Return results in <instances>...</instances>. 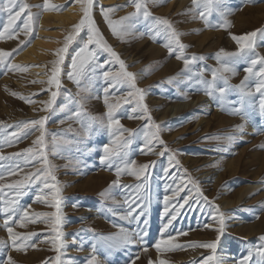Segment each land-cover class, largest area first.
<instances>
[{"label": "rangeland", "instance_id": "374dc122", "mask_svg": "<svg viewBox=\"0 0 264 264\" xmlns=\"http://www.w3.org/2000/svg\"><path fill=\"white\" fill-rule=\"evenodd\" d=\"M72 1L50 0L61 7L46 11L37 7L42 6L43 0H17L13 5L16 11L22 4L29 6L22 17L29 11L35 16L32 33L26 38L18 29V39H0V49H17L8 63L25 69L0 66V185L28 180L19 197L14 189H0V264H7L8 257L15 264H55L57 253L51 243L55 236L51 230L52 218L33 214L51 213L56 209L47 202L50 201V190L44 187V181L28 177L44 165L38 152L36 159L23 152L29 147L39 148L32 143L40 135L39 128L26 129V134L19 137L12 136L22 128L21 122L42 116L47 118L45 155L54 166L61 189L62 264H87L92 255L96 256L98 264H158L160 259L167 264H199L209 255H215L220 264H239L250 253L249 264H259L256 250L264 248L261 239L264 237V147H261L264 145V113L260 109L264 96L255 92L257 78L250 77L246 88L251 89L252 96L241 105L240 93L235 86L247 75L245 68L252 59L264 58V0H221L219 7L208 13L207 23L199 18L200 11H204L202 7L193 11L192 0H147L150 16L145 17L143 10L129 16L123 22L126 26L123 39L113 35L102 10L111 9L108 15L115 21L133 13V3L130 0H93L91 15L95 25L107 44L125 62L127 70L136 74V86L145 90L142 103L147 105L152 121L161 126L159 138L163 142H153L152 150L148 151L145 142L148 121L138 118L144 115L143 110L138 106V100L128 95L134 89L127 83L109 89V102L120 103L115 118L123 128L133 130L131 143L127 149H122L127 152L128 163L134 160L137 167L149 164L146 174L139 179L129 174L130 170L122 171L119 183L111 187V182L117 179L116 170L124 168L125 159L114 156L101 162L100 157L104 155L105 145L114 147L112 142L116 137L127 139L129 134L101 126V122L107 123L103 101L104 89L108 87L102 72L118 71L119 65L111 62L103 69L97 67L95 73L89 71L81 78L79 86L69 78L72 56L87 42L88 31L84 27L69 45L60 66L61 87L57 89L48 84L53 67L51 61L57 58L54 52L63 46L65 37L79 22L82 12L75 22L42 23L41 18L45 13L64 12ZM4 2L6 0H0V29L8 16L2 9ZM156 17L167 18L181 33V42L188 46L184 50L186 57L190 58L192 54L204 57L193 62L190 71L177 75L184 68L183 61L175 54L169 55L164 47L166 36L162 32L163 26L157 34ZM226 22L228 26L221 27ZM17 24L22 28L23 19ZM59 29H63L62 34ZM252 32H256L250 38L254 47L245 50L246 58H220L235 69L234 74H225L232 87L223 98L218 91L212 97L206 95V86L199 83V74L210 80L211 70L220 67L216 54L221 49L226 53L237 52L239 45L232 37ZM42 33L46 35L42 37ZM40 39L41 48L31 49L34 41ZM20 40H25V44L20 45ZM37 48L45 53L41 54ZM93 48L96 49V65L111 61L108 53L95 45L89 46V50ZM261 66L264 65L257 64L254 70L259 71ZM37 67L39 73L32 72ZM169 78L173 79L170 81ZM217 86L223 87V81H217ZM53 91L57 95L52 105L44 110L42 102L48 101ZM21 96L32 102H26ZM82 97L86 99L81 107L77 101ZM125 100L129 102L124 103ZM207 101L210 104L206 108ZM173 104H179V110L177 107L170 109ZM237 108L240 109L238 114ZM77 111L81 112L78 117L75 116ZM161 152L164 154L160 155ZM17 153L19 155H15ZM227 160L232 161V165H225ZM47 182L52 183L51 180ZM138 184L143 185L139 190ZM178 185L184 190L173 197V189ZM197 187L202 195L197 194ZM105 189L107 196H101ZM165 196L171 201L167 213ZM185 197L188 203H185ZM12 200H16L15 205L5 203ZM5 207H9V212L3 210ZM175 208L180 210L172 219L169 213ZM132 209H135L132 216L122 218ZM25 210L28 215L21 221ZM221 214L224 230L218 233ZM6 220L7 227L14 232L32 234L26 241L19 240L25 246L24 250L17 251L13 247ZM165 224H168L166 229ZM121 228L131 234L130 243L109 246L99 239L101 235L108 236ZM218 234L220 239L215 253L208 248L189 246L216 241ZM169 236L181 247L165 251L162 245V250L157 252V241L167 240ZM195 250L202 251L200 256L192 255Z\"/></svg>", "mask_w": 264, "mask_h": 264}, {"label": "snow or ice", "instance_id": "6c2138e0", "mask_svg": "<svg viewBox=\"0 0 264 264\" xmlns=\"http://www.w3.org/2000/svg\"><path fill=\"white\" fill-rule=\"evenodd\" d=\"M78 3L81 5V12L82 16L78 23L73 25V30L65 37L64 44L62 47L57 49L54 52V55L57 57L55 60L51 61L53 67L51 70V76L48 78V84L49 85H55L57 89L61 87V82L59 79V75L61 72V64L64 61L65 54L67 53L69 45L73 42V40L76 39L77 35L80 33L81 29L86 27L88 31V38L87 42L83 44V46L75 53V55L72 56V62H71V68L72 71L68 73L69 78L72 79L77 85L79 86L81 78L85 77L86 74L91 71L95 73L96 68L103 69L106 65H108L111 62H114L119 65L118 71H103L102 76L105 82L108 83V87L104 89V104L106 106V117H107V123L106 125L101 122V126L107 127L109 130L116 129V131L119 132H127L129 134V137L125 139L123 136L116 137L113 140L114 147H109L108 145L104 146V155L100 157L101 162L109 160L110 157L114 156H120L125 159L124 168H117L116 170V176L117 179L112 181L109 187L112 185H116L119 183V176L122 171L130 170L129 174L135 175L137 179H139L142 175H145V170L149 167V164L139 165L136 166V161H131L129 164L127 161V152L122 151V149H127L128 145L131 143V137L133 135V130L131 129H125L122 125H120V122L118 119H116V110L120 107V103H110L109 102V89L113 88L116 84H123L127 83L132 89H134V92H130L128 95L130 97H133L138 100V106L143 110L144 115L139 116V119L147 120L148 124L145 125L146 128L149 129V132L145 133V142L148 145V151L150 152L152 150L153 142L163 143L159 138V130L160 125L155 124L152 121L151 116L148 114L147 105L143 104V93L144 89L138 88L136 86L135 80H136V74L133 72H130L127 70V65L125 62L120 58L119 54L115 52L110 45L107 44V42L104 40L102 34L99 32V29L96 27L95 22L91 15L93 0H77ZM131 3L134 5L135 11L133 13H130L128 16L121 17L119 20H112L109 18L108 12L109 10H102V15L104 16V19L106 23L108 24L110 30L112 31L113 35L117 36L118 38L123 39L124 28L126 27L123 22L127 21L129 19V16H134L137 13H140L141 10H143V15L145 17H149L150 13L147 10V0H130ZM17 3V0H6V2L3 3L2 9L8 13L7 20L2 23V29H0V39L7 38V39H18V29L23 32L24 36L27 38L32 33V27L34 23L35 16L30 11L28 12L26 17H22V13L25 12L26 8L29 6L26 4H22L19 7V10L16 11L13 8V5ZM192 4L194 7L193 11L200 9L201 7L204 9V11H200L199 18L204 20L205 23L208 22V13L213 11L215 8H218L221 4V0H192ZM42 7L44 10H54L58 9L61 6L55 5L53 3H50V0H43ZM38 15V14H37ZM23 19V25L22 28L20 25L17 24L18 20ZM156 31L157 34H160V26H163L162 32L166 36V43L164 44V47L167 48L169 55H176V58L178 60L183 61L184 68L181 70V73H178L177 75H182L185 73V71H190V65L197 61V60H203V56H197L196 54H192L191 57H186L184 50L187 45L181 42L180 36L181 33H179L172 25V23L167 19L163 17H156ZM227 22L224 25H221V27H227ZM259 31V30H257ZM256 35V32L247 33L243 36H233L232 38L237 42L239 45V50L235 53H226L223 51V49L220 50L216 54L218 62H220V67L216 69L211 70V79L205 80L202 78L199 81L200 84L205 85L204 88L205 94L212 97L214 96V93L217 91L219 92V95L221 98H223L226 95V92L229 88L232 86L229 85L228 75H225L226 73L234 74L235 69L233 67H230L228 63H224L220 61L221 56H227V57H240V56H247V53L245 52L246 49H252L254 47L253 42L251 41V37H254ZM242 41H247V43H243ZM25 40H20V45H24ZM90 45H95L96 48L102 49L104 52L108 53L111 57L110 60H105L103 64L96 65V49L93 48L89 50ZM17 51V49H13L11 51L0 49V66H6L10 69H20L25 70L22 68L21 65L18 64H12L8 63L11 56ZM257 64L264 65V58L252 59L250 65L245 68V72L247 75L244 77V79L241 81L240 85L235 86L240 93V104L243 105L245 99L247 97L252 96L251 89L246 88V82L249 81L250 77H256L257 82L255 84V92L261 94V96H264V66H261L259 68V71H255L254 68ZM191 77H189L190 79ZM173 78H169L171 81ZM217 81H223L224 86L218 87ZM33 82H40V81H33ZM13 95H20L18 93H13ZM57 95V92L53 91L51 92V96L48 101L42 102L44 104V110H46L48 107H50L53 103V100L55 99ZM21 99H26L25 97L21 96ZM86 99L85 97L81 98V101H77L78 104L82 107V101ZM26 102L31 103V100H27ZM128 100H125L124 103H128ZM260 109L261 112L264 113V99L260 102ZM240 112V109H236V113L238 114ZM81 112L77 111L75 113V116H80ZM133 118V117H130ZM46 117H40L37 120H30L27 122H21L22 128H20V131L12 133L13 137H19L22 133H25L26 129H32L35 127L39 128L40 135L36 137V139L32 142L33 145H38V149H34L32 147L26 148L23 150L24 153L32 154L33 159L37 158V152H38V158L43 162V167L40 169H37L33 173H29L28 177L32 178L34 177L36 181L43 180L44 181V187L50 190V201H47L51 204V207L56 209V211L51 213L46 212H37L33 215L35 217H44V218H52V224H51V230L53 233H55V236L52 238L51 243L53 246V249L56 251L57 255L54 258L55 264H62V261L60 260V252L61 248L63 247V244L61 242V237L63 235L62 232L59 231V227L62 221V214L60 210L61 205V196H60V187L59 182L56 180V176L54 175V166H51L47 160V157L45 155L44 151V138H45V122ZM92 120H95V117H91ZM26 134V133H25ZM231 139V138H230ZM54 143H56L54 141ZM118 145V147H116ZM261 147H264V145H261ZM164 153L161 152L160 155H163ZM19 155V153L15 154ZM2 158V157H0ZM155 162H150V164ZM167 173V169L165 170ZM43 174V175H41ZM9 175H12V173H9ZM51 180L52 183H48L47 181ZM28 183V180H18L15 181L13 184L8 185H0V189L2 188H9L14 189L16 191L17 197L20 195H23V192L21 189L23 186ZM194 183V182H193ZM125 187H130L128 185H125ZM142 184L136 185L137 190L142 188ZM184 190L179 185L176 189H173V197L177 196L180 191ZM197 194L202 195L199 188H196ZM108 190L105 189L103 192L100 193L101 196H107ZM139 197H137L138 199ZM165 212H168V204L171 202L170 198L168 196H165ZM185 203H188V198L185 197ZM205 200H207V197H204ZM5 203H8L10 205H15L16 200H12L11 202L5 201ZM139 206V205H138ZM180 207H183V205H180ZM218 207V206H217ZM6 213L9 212V207H5L3 209ZM179 208H175L172 213H169L172 216V219L176 218V214L179 212ZM13 212H15V208L12 209ZM135 212V209H132V211H129L127 213V216L122 218H127L133 215ZM28 213L27 210H25L24 214L21 216V221H23L27 217ZM9 220L12 219L11 216L8 218ZM35 222V221H33ZM171 223V220H169V224ZM219 228L217 229L218 233H222L224 230V220H223V214L220 215L219 219ZM8 220L5 221V226L7 227ZM21 227L23 224L21 223ZM206 227H208L206 225ZM164 228H168V224L164 225ZM7 231L9 233V237L12 241L13 247L17 251L24 250V245H21L19 243L20 239L28 240L29 237L32 234L22 235L20 233H16L13 231L11 227H7ZM163 232V229H162ZM101 241L108 244L109 246H112L113 244L118 245H126L131 242V234H129L127 231H125L123 228H121L118 232L110 234L108 236L101 235L99 237ZM220 235L218 234L216 237V241L209 242V243H201L196 244L193 243L189 246L192 247H203L208 248L215 253L216 247H217V241H219ZM262 240H264V237H261ZM174 238L169 236L167 240H160L157 241L155 244V248L157 252H160L161 246L163 245V250H172L177 247H181L180 245H176L173 243ZM93 252H95V246L93 247ZM256 255L260 257L259 264H264V248H259L256 250ZM251 253L249 256H244L243 259L239 261V264H249ZM7 264H15V261L8 257ZM87 264H98L97 258L95 255H92L88 261ZM151 264V262H150ZM158 264H167V261L160 259L158 260ZM202 264H220V261L215 257V255H209L205 257L202 261Z\"/></svg>", "mask_w": 264, "mask_h": 264}, {"label": "bare ground", "instance_id": "6f19581e", "mask_svg": "<svg viewBox=\"0 0 264 264\" xmlns=\"http://www.w3.org/2000/svg\"><path fill=\"white\" fill-rule=\"evenodd\" d=\"M105 1V0H104ZM129 6V5H128ZM81 5H80V3H78L77 2V0H73L72 1V5L70 6V7H68L64 12H62V13H57V14H55V13H45L44 14V16H42V18H41V22L42 23H45V22H49V21H55V22H57V21H59V22H62L63 20H69V21H74L75 22V20L74 19H77V17L80 15V12H81ZM82 14V13H81ZM79 18H80V16H79ZM51 19V20H50ZM77 22H78V20H77ZM70 23H72V22H70ZM62 25V24H61ZM58 26H59V24H58ZM40 27V26H39ZM68 27V26H67ZM66 28V27H65ZM67 29V28H66ZM69 29V28H68ZM67 29V30H68ZM71 29V28H70ZM41 30V29H40ZM61 30H63V29H59V31L61 32V34H62V31ZM45 31V30H44ZM59 31H55V32H59ZM47 32V31H46ZM60 32H59V34H60ZM44 33H42L41 35H42V37L43 36H45L46 34H44ZM40 35V36H41ZM40 38V37H39ZM43 39V38H42ZM42 39H40V40H38V41H34L35 42V44H32L31 45V49H35L36 47H40L41 48V44H42ZM45 47V46H44ZM44 47H42V48H44ZM212 47V46H211ZM208 48V47H207ZM30 51V50H29ZM37 51H39L38 50V48H37ZM42 51V50H41ZM41 51H39L40 53H41ZM32 52V51H31ZM42 53H45V52H42ZM41 53V54H42ZM39 54V53H38ZM37 54V55H38ZM32 55H33V53H32ZM39 56H40V54H39ZM34 57V56H33ZM32 57V58H33ZM41 57V56H40ZM27 58V57H26ZM44 58V57H43ZM41 60V59H40ZM36 63V62H35ZM32 71V70H31ZM32 72H35V73H39V69H38V67L37 68H35ZM31 72V73H32ZM209 104H210V102L209 101H207L206 102V104H205V107L207 108L208 106H209ZM177 106H179V104H173L172 106H170V109H173L174 107H177ZM176 110H179L178 109V107H177V109ZM175 110V111H176ZM225 165H232V161H230V160H227L226 162H225ZM224 165V166H225ZM251 186H249V187H247V189H249ZM240 200V202H242L243 201V197L242 198H240L239 199ZM238 200V201H239ZM223 203V202H222ZM224 203H229V202H224ZM223 203V204H224ZM238 203V202H237ZM228 249V248H227ZM100 252H102V250H100ZM202 251L201 250H195V251H193V252H191L192 253V255H195V256H198L200 253H201ZM224 254V253H223ZM200 256V255H199ZM189 257V256H188ZM154 258V257H153ZM151 259V258H150ZM149 259V260H150ZM169 262H171V263H173V262H175L174 260H170ZM200 262H202V261H200ZM199 262V264H201Z\"/></svg>", "mask_w": 264, "mask_h": 264}]
</instances>
